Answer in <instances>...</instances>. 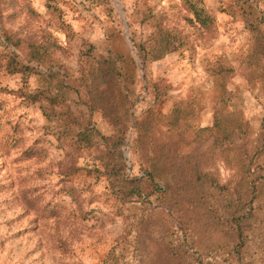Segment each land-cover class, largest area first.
Instances as JSON below:
<instances>
[{
	"label": "rangeland",
	"instance_id": "rangeland-1",
	"mask_svg": "<svg viewBox=\"0 0 264 264\" xmlns=\"http://www.w3.org/2000/svg\"><path fill=\"white\" fill-rule=\"evenodd\" d=\"M8 1L0 264H264V0H200L209 29L190 0ZM159 28L183 44L144 62ZM34 41L53 45L42 57ZM13 53L32 68L11 72ZM108 55L118 77L92 108L88 73Z\"/></svg>",
	"mask_w": 264,
	"mask_h": 264
},
{
	"label": "trees",
	"instance_id": "trees-1",
	"mask_svg": "<svg viewBox=\"0 0 264 264\" xmlns=\"http://www.w3.org/2000/svg\"><path fill=\"white\" fill-rule=\"evenodd\" d=\"M6 4L12 5V3L8 0H5ZM15 3V0H13V4ZM201 3L200 0H195V2H192L190 0L191 6H193V13L196 20L200 23V26L204 27L205 29H209L212 26V17L209 14H206L204 9L201 7L199 8L198 5ZM9 5V6H10ZM0 19H2L0 15ZM8 41L12 40L11 38H14L13 36L10 37V35H6ZM20 39H17L16 46L19 45ZM11 42V41H10ZM183 44L182 39L179 37L178 34H174L172 31H169L167 29L159 28L157 31H155L151 37L149 38V42L147 44L141 45L139 49L140 56L144 62L147 61H154L161 59L164 57L167 53H169L172 50H175L179 48ZM32 49L34 50L35 54H38L39 56H42L48 52V50L53 45L52 42L50 44L47 41L38 42L34 41L32 42ZM32 67L29 64H24L20 61L19 56L15 53L11 55V57L8 60V69L11 72H19V71H27L30 70ZM118 67L116 64V58L113 55H108L106 57H101L96 61V64L94 67H92L88 73L89 79L87 83V89L91 100L92 108L100 106L104 100V94L108 90L109 83L118 77ZM33 99H37L40 96L39 95H32ZM159 100V97H158ZM231 122H227L229 124ZM171 125H176V119H174L171 123ZM216 125L220 128L223 127L222 121H217ZM227 128V129H226ZM243 125L238 124L236 127H225L224 129V135L222 137V142L224 140H230L231 143H234V141L237 139V137H241L243 131ZM85 138H89L88 134L84 133ZM219 141V139H217ZM221 142V143H222ZM264 142V141H263ZM260 152H264V144L260 147ZM117 150V149H116ZM246 150V149H245ZM120 158L122 159V151L119 152ZM253 169L250 168V164L248 167V173L249 175L252 174ZM197 172V169L195 168V173ZM254 172V171H253ZM150 176L152 183L156 184L157 181V174L152 172L148 173ZM254 176V174H253ZM251 177L250 185L254 184L256 180H258L259 177ZM136 179H139V177H136ZM204 176L200 171L197 172L196 175V181L202 182L204 184H211V187L213 184V180L210 178L209 182H206L203 180ZM202 188L197 189L196 192H199L201 190L205 191L206 187H204L202 184H200ZM139 185H135L134 187H138ZM195 203L197 202L196 199L194 200ZM251 209V208H250ZM251 210L247 212L246 216H239L237 221H235V224H238V226L242 225V221L249 218L251 216ZM231 213H234L232 210ZM232 216V215H231ZM235 216V215H233Z\"/></svg>",
	"mask_w": 264,
	"mask_h": 264
}]
</instances>
